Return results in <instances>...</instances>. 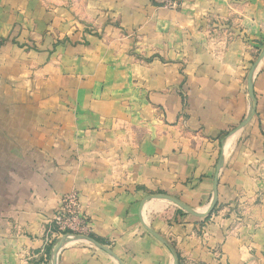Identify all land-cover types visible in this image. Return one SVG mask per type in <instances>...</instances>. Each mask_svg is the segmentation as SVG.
I'll return each mask as SVG.
<instances>
[{
	"label": "crops",
	"instance_id": "obj_1",
	"mask_svg": "<svg viewBox=\"0 0 264 264\" xmlns=\"http://www.w3.org/2000/svg\"><path fill=\"white\" fill-rule=\"evenodd\" d=\"M263 50L264 0H0V264H47L70 192L118 260L73 240L57 264H264ZM215 176L205 217L144 202L202 215Z\"/></svg>",
	"mask_w": 264,
	"mask_h": 264
},
{
	"label": "rangeland",
	"instance_id": "obj_2",
	"mask_svg": "<svg viewBox=\"0 0 264 264\" xmlns=\"http://www.w3.org/2000/svg\"><path fill=\"white\" fill-rule=\"evenodd\" d=\"M15 44H18L17 42ZM24 47V46H22ZM26 48L30 49V47L28 45H25ZM32 48V47H31ZM27 51V50H26ZM25 51V52H26ZM135 58V57H133ZM28 78V77H26ZM181 97H182V102L183 104L185 105V93L184 91H182L181 93ZM134 115H139V109H136V111L134 110L133 112ZM123 153H119L118 155H122ZM219 164H220V168H221V163L219 161H217L216 163V169L219 167ZM220 168L218 169V171L220 170ZM217 171V173H218ZM65 195H74L73 197L76 198V203H77V207H76V212L74 214H69L68 213V219H76V217L78 218L79 221H83L84 222V225L86 226L85 227V232L83 233H72V232H69V231H61V225L59 223H57L55 221V218H58L59 216H62L64 219H65V213L63 212V207H66V205L63 206L62 204V199L64 198ZM63 195L60 199H59V202H58V205L56 207V210L54 211L52 217H50V220H49V225H50V228L47 229V231L45 232V234L48 236L47 239L50 241L48 243V245L50 246L49 248V251H48V255L46 258V262L47 264H51V258H52V252L54 251V249L61 243V241L64 239V237H67V236H86V237H89L90 232H91V227H90V224L88 221H86L82 216H81V210H80V202H79V197L77 195L76 192H70V193H67ZM168 195H166L164 192H154V193H151L150 195H148V197H146V199L144 200V202H147V201H152L153 202H161V203H166L167 207H171V209H181L179 208L177 205L173 204L172 202L168 201L167 199H164L162 197H167ZM212 200V199H211ZM143 202V203H144ZM142 203V204H143ZM211 203V202H210ZM62 204V206H61ZM210 205V204H209ZM215 207V206H214ZM213 207V209H214ZM212 209V210H213ZM182 210V209H181ZM212 212V211H211ZM60 214V215H59ZM167 215L168 214H162L160 215L161 218H160V221H164V223H168L169 221L167 220ZM156 219V220H155ZM159 220V219H158ZM81 221V222H82ZM144 221V216L143 215H140L138 217V222H139V225L142 227V229L145 231V233L147 235H149L150 237H152L142 226V222L145 223ZM157 221V216L154 215L153 217V222H156ZM60 222V221H59ZM146 224V223H145ZM147 225V224H146ZM149 227V226H148ZM150 228V227H149ZM151 229V228H150ZM152 230V229H151ZM154 231V230H152ZM155 232V231H154ZM156 233V232H155ZM158 234V233H157ZM159 235V234H158ZM160 236V235H159ZM161 237V236H160ZM154 238V237H153ZM155 239V238H154ZM106 240H109V237L106 238ZM166 242V241H165ZM62 249V248H61ZM60 249V250H61ZM109 250V249H108ZM110 251V250H109ZM60 252V251H59ZM59 252L57 254V258H58V255H59Z\"/></svg>",
	"mask_w": 264,
	"mask_h": 264
},
{
	"label": "water",
	"instance_id": "obj_3",
	"mask_svg": "<svg viewBox=\"0 0 264 264\" xmlns=\"http://www.w3.org/2000/svg\"><path fill=\"white\" fill-rule=\"evenodd\" d=\"M264 57V50L261 52V54L259 55L257 62L255 63V65ZM254 68L255 66H253L248 73V77H247V89H248V95L251 99V101H254V95H253V90H252V76L254 73ZM253 110L251 111V113L249 114V116L241 123V125L238 127V129L244 127L249 119L251 118V116L253 115ZM220 168V164L219 167L216 169V173L218 171V169ZM164 199H167L168 201L172 202L173 204L177 205L179 208H181L183 211H185L186 213H189L193 216H198V217H205L206 215L210 214L213 207L215 206L216 200H217V178L215 176L214 178V182H213V195H212V200L211 203L207 209V211L202 214V215H198L197 213H193L191 210H189L187 207H185L184 205H182L181 203H179L178 201L170 198V197H162ZM142 226L143 228L152 236L154 237L158 242H160L162 245H164L165 247H167L168 249H170V247L168 246V244L165 242V240L160 237L157 233H155L154 231H152L145 223L142 222ZM73 240H78V241H86L88 243H90L91 245H93L94 247H96L99 250H102L103 252H105L106 254L112 256L113 258H115L116 260L117 257L110 252L106 247L96 243L95 241H93L91 238L86 237V236H67L64 237V239L61 241V243L54 249V251L52 252V258H51V264H57V254L60 251L61 248H63V246L68 242V241H73ZM173 254V253H172ZM173 264H176V258L173 255Z\"/></svg>",
	"mask_w": 264,
	"mask_h": 264
},
{
	"label": "built area",
	"instance_id": "obj_4",
	"mask_svg": "<svg viewBox=\"0 0 264 264\" xmlns=\"http://www.w3.org/2000/svg\"><path fill=\"white\" fill-rule=\"evenodd\" d=\"M158 3L164 10L176 11L179 8L180 0H158ZM73 196L74 195L64 196V198L62 199V204L63 206L66 205V207H63L65 219L62 216H59L58 218H55V221L61 225V231L63 230L72 233H83L85 232L86 226L84 225V222L82 220V222L79 221L77 217L76 219H68V213L74 214L76 212L77 203L76 198H74Z\"/></svg>",
	"mask_w": 264,
	"mask_h": 264
}]
</instances>
